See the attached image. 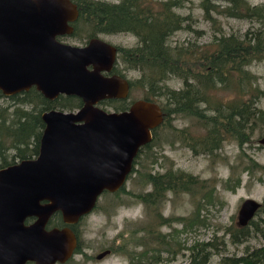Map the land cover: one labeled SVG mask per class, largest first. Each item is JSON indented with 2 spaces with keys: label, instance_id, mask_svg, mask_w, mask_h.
Wrapping results in <instances>:
<instances>
[{
  "label": "water",
  "instance_id": "water-1",
  "mask_svg": "<svg viewBox=\"0 0 264 264\" xmlns=\"http://www.w3.org/2000/svg\"><path fill=\"white\" fill-rule=\"evenodd\" d=\"M77 6L71 0H0V91L11 95L34 86L44 97L74 95L82 106L41 114L38 154L0 169V264L64 261L75 247L68 228L45 230L59 212L74 223L95 207L103 191L115 192L130 174L139 148L162 120L158 104L139 100L128 110L98 107L104 98L124 97L127 81L110 72L116 47L94 37L72 45L56 37L73 31ZM264 145V136L258 139ZM262 202L245 198L237 211L244 227ZM36 221L25 226L23 220Z\"/></svg>",
  "mask_w": 264,
  "mask_h": 264
},
{
  "label": "trees",
  "instance_id": "trees-1",
  "mask_svg": "<svg viewBox=\"0 0 264 264\" xmlns=\"http://www.w3.org/2000/svg\"><path fill=\"white\" fill-rule=\"evenodd\" d=\"M71 1L76 4L78 11L76 20L71 23V37L80 41L99 34L128 33L137 39L135 46L119 48L121 55L118 56V62L126 64L128 69L139 71V78L129 81L131 90H145L143 99L156 102L162 112L161 122L152 129V139L139 148L127 180L132 173H137V159L142 154H148L150 147L156 143L159 131H175L170 121L174 114L202 121L205 135L199 138L190 135L183 137L187 144L192 145L195 155L203 153L215 156L222 142L228 139L226 136L234 138L240 145L249 141V135L258 119L264 118V110L256 108V102L264 95V90L259 87L257 77L249 69L254 62L264 61V2L251 4L248 0H220L225 3L220 5L218 0H200V7L209 19H213L211 12L215 11L225 17L250 22V26L240 34L215 35L213 48L209 50L208 47L189 42L186 45L171 43L172 35L184 29V22L188 19L176 11L182 5L181 0H162L155 4L149 0ZM173 77L182 79V89L175 90L168 86L167 81ZM222 89L233 95L228 99L223 98L219 95ZM6 101L9 103L4 104ZM130 103L128 99H105L99 105L121 111ZM81 106L82 101L76 96L59 95L50 100L34 86L11 95H4L0 91V169L38 154L45 127L41 119L44 111H71ZM176 115L174 116L178 117ZM182 133L188 134V131L183 129ZM197 146L199 147L196 148ZM229 166L232 176L222 182L224 186H231L230 182L233 181L231 187H235L240 184V173H237V166ZM177 173L169 172L162 177L148 172L145 183L152 182L157 191L154 190L148 197V194L145 195V199L140 194V202L147 200V205H155V201L165 197V189L176 192L182 189L179 187L187 184V189L191 192L198 186L196 192L202 194L204 203L214 201L211 196L213 187L207 190L206 184L199 181L198 176L191 174L185 175L187 179L181 183L183 174L181 171ZM160 188L162 190L159 192ZM123 189L124 185L118 190ZM201 202L196 204L197 208ZM57 214V219L61 222V215ZM257 215L258 222L253 218L244 227L234 225L226 229L230 243H241L254 234L264 237V200ZM155 216L153 218L158 221L162 219L159 213ZM175 219L184 225L190 221L198 223L201 220L197 213L188 220L183 217ZM174 231L178 232L176 228ZM220 238L222 242L219 247L222 250L226 240ZM159 244L165 246L169 243L161 240ZM198 245L200 249L191 255L189 264H209L208 252L203 248L207 245L218 248L217 243L206 242ZM157 261L156 256L153 263L156 264ZM219 264H264V247L251 249L241 256H222Z\"/></svg>",
  "mask_w": 264,
  "mask_h": 264
},
{
  "label": "rangeland",
  "instance_id": "rangeland-1",
  "mask_svg": "<svg viewBox=\"0 0 264 264\" xmlns=\"http://www.w3.org/2000/svg\"><path fill=\"white\" fill-rule=\"evenodd\" d=\"M149 1L155 4L162 0ZM248 1L251 4L264 2ZM181 3V7L176 8V11L188 19L184 22L185 28L172 35L170 41L173 45H186L189 42L211 50L215 35L240 34L250 26L247 20L225 17L215 11L211 12L213 19L205 17L200 0H181ZM218 4L225 3L218 0ZM187 26L189 28H186ZM82 37L85 38V35L82 34ZM99 37L121 49L131 48L137 42V39L128 33L99 34ZM65 41L78 45L82 40L69 36ZM250 66L249 69L257 77L259 87L264 90V61L254 62ZM117 70L129 80L135 81L140 76L139 71L128 69L122 62L118 64ZM167 84L175 90L183 87L182 79L176 77L168 80ZM219 95L228 99L233 94L222 89ZM130 96V100L143 99L145 90L134 89ZM3 103L8 104L9 101ZM256 108L264 110V95L256 102ZM107 109L112 110L110 107ZM174 115L170 121L175 131H159L156 143L150 147L148 154H142L137 159V173H132L131 178L125 182L124 189L101 194L94 211L85 217L81 238L87 244L89 252L94 256L104 248H112V255L98 264H154L156 256V264H189L191 255L200 249L198 244L206 242L218 245V248L204 246L203 250L208 252V263L219 264L222 256H241L251 249L264 247V237L260 234H254L246 241L233 244L230 243L226 230L234 225L238 226L236 215L245 198H254L261 202L264 200V145L258 142V139L264 136V118L258 119L249 135V141L240 145L234 138L226 136L228 139L222 142L220 149L212 156L203 153L195 155L191 149L192 145L187 144L183 138L189 135L193 138L205 135L202 121L182 114L176 115L178 117ZM183 129H186L188 134L182 133ZM189 142L193 144V141ZM230 164L237 166V173H240V184L235 187H231L233 181L230 182L231 186H224L222 182L232 176ZM178 171L183 174L181 183L187 179L185 175L191 174L198 176L199 181L206 184L207 190L213 187L211 196L214 201L204 203L202 194L196 192L198 186L191 192L187 189V184L179 187L182 189L176 192L165 189V197L155 201V205H147V200L140 202V194L145 199V195L148 194V197L151 192L157 191L152 182L145 183L148 172L164 177L169 172L178 174ZM177 183L179 184V181ZM161 190L162 188L158 189L159 192ZM199 201L202 202L197 208ZM158 213L160 218L162 217L159 221L153 218ZM195 213L201 219L198 223L190 221L184 225L175 219L183 217L188 220ZM254 218L258 222L259 215ZM174 228L178 232H175ZM220 237L226 240L222 250L219 247L222 242ZM159 238L169 244H159ZM177 251L180 253H176Z\"/></svg>",
  "mask_w": 264,
  "mask_h": 264
},
{
  "label": "flooded vegetation",
  "instance_id": "flooded-vegetation-1",
  "mask_svg": "<svg viewBox=\"0 0 264 264\" xmlns=\"http://www.w3.org/2000/svg\"><path fill=\"white\" fill-rule=\"evenodd\" d=\"M71 23H73V21L69 22L70 25H71ZM72 32L70 34L61 35V36H58L56 38H57V40H59L61 42L67 43L65 41V39L67 37H69V36L71 37ZM96 37L100 38L99 36H96ZM92 38H94V37H92ZM88 40H82V41H80L81 44H78V45H85V44H87ZM68 44H71V43H68ZM72 45H77V44H72ZM111 45H113V44H111ZM113 46L116 47V57H115V60L113 62L112 69H111L110 72H103V74L107 75V76L112 75V74H117V75L123 77L128 83V90H127V93H126V95L124 97H120V98L119 97L118 98H104L102 100H105V99H128V100H130V97H131L130 93L132 91L131 90V85H130V82H129L130 80L127 79L126 77H124L123 74L118 72L117 69H118V64H119V62H118L119 48L117 46H115V45H113ZM59 95H65V94H59ZM58 96H56L55 98H57ZM65 96H72V95H65ZM55 98H53V99H55ZM50 100H52V99H50ZM102 100L97 102L96 105L98 107L102 108L105 111L120 112V111H116V110H114L112 108H111L112 110H108L107 107H105V108L101 107L99 104H100V102ZM139 100H144V99H138V100L132 99V100H130L131 103L129 104V106L126 109L121 110V111L128 110L132 104H134L135 102H137ZM82 104H83V102H82ZM74 110H76V109H74ZM71 111H73V110H71ZM106 192H108V191H103V193H106ZM108 193H111V192H108ZM95 208H96V205H95V207L92 209V211L90 213L81 216L76 222L71 223V224L64 222L63 219H62V216H61V222H60L57 219L58 218V214L57 213H59V212L53 213L48 218L47 222L45 223V227H44L45 230H50V229L55 228V227L59 228V229L68 228L71 231V233L73 234L74 239H75V247L73 248L71 255L66 260H64V261L57 260L53 264H98V263L102 262L105 258L110 257L112 255V248H108L107 247V248H104L103 250H101L100 252H98L96 255L93 256L89 252V248L87 247V244L82 241V238H81L82 237V223L84 222L85 217L88 216L89 214H91L94 211ZM54 215L56 217H54ZM36 219L37 218L34 217V216L26 217L23 220V224L25 226L31 225L32 223H34L36 221ZM23 264H36V263L34 261H32V260H26Z\"/></svg>",
  "mask_w": 264,
  "mask_h": 264
}]
</instances>
